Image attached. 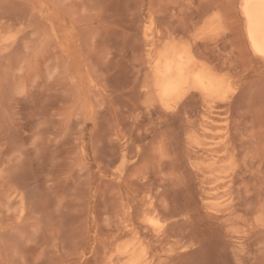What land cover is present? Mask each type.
I'll return each instance as SVG.
<instances>
[{
    "label": "rangeland",
    "instance_id": "obj_1",
    "mask_svg": "<svg viewBox=\"0 0 264 264\" xmlns=\"http://www.w3.org/2000/svg\"><path fill=\"white\" fill-rule=\"evenodd\" d=\"M214 2L216 30L186 34ZM188 42L167 97L160 55ZM0 264H264V64L239 0H0Z\"/></svg>",
    "mask_w": 264,
    "mask_h": 264
},
{
    "label": "bare ground",
    "instance_id": "obj_2",
    "mask_svg": "<svg viewBox=\"0 0 264 264\" xmlns=\"http://www.w3.org/2000/svg\"><path fill=\"white\" fill-rule=\"evenodd\" d=\"M217 3H204L196 13L198 20L191 23V26L186 27L185 33H191L190 29L195 28L198 22H201L209 32L216 30L219 26L220 18L218 15L208 17V14L214 8H217ZM239 13L243 21L245 42L253 56L264 64V0H239ZM204 49L207 50L208 47L204 46ZM191 53V46L188 42L173 53L166 50L160 55V60H164V66L159 71L158 77L162 82L160 84L162 94L165 96L168 97L173 93L175 94L179 85L184 81L187 71L191 69L194 62ZM199 63L202 71L195 74L194 81L198 82L197 84L200 87L208 89V87L217 82L213 76L220 67L210 57H205ZM202 74H205V76ZM166 79L170 81L168 80L169 82L165 83Z\"/></svg>",
    "mask_w": 264,
    "mask_h": 264
}]
</instances>
